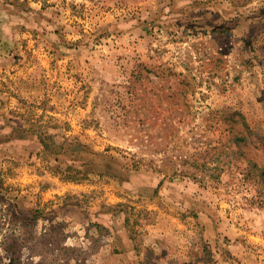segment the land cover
I'll use <instances>...</instances> for the list:
<instances>
[{"label": "rangeland", "instance_id": "374dc122", "mask_svg": "<svg viewBox=\"0 0 264 264\" xmlns=\"http://www.w3.org/2000/svg\"><path fill=\"white\" fill-rule=\"evenodd\" d=\"M0 264H264V0H0Z\"/></svg>", "mask_w": 264, "mask_h": 264}]
</instances>
